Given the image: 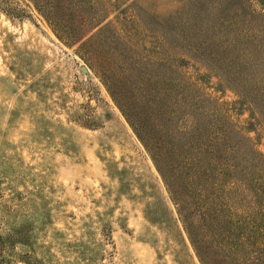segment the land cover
Here are the masks:
<instances>
[{
	"label": "rangeland",
	"instance_id": "obj_1",
	"mask_svg": "<svg viewBox=\"0 0 264 264\" xmlns=\"http://www.w3.org/2000/svg\"><path fill=\"white\" fill-rule=\"evenodd\" d=\"M250 1L264 12V0ZM50 2L65 35L29 0H0V264H200L105 85L140 111L134 124L156 129L153 96L139 84L158 81V22L184 18L190 0ZM98 11L109 15L100 36L65 41L86 33ZM206 82L264 158V126L250 104L215 77ZM224 243L223 264H244Z\"/></svg>",
	"mask_w": 264,
	"mask_h": 264
},
{
	"label": "trees",
	"instance_id": "obj_2",
	"mask_svg": "<svg viewBox=\"0 0 264 264\" xmlns=\"http://www.w3.org/2000/svg\"><path fill=\"white\" fill-rule=\"evenodd\" d=\"M29 1L65 35L50 0ZM108 17L98 11L86 33L65 41L94 30L100 36ZM158 50V81L139 84L153 96L146 105L158 111L156 129L134 124L140 111L129 110L111 82H105L108 93L149 154L199 263L223 264L227 239L233 261L241 256L244 264H264V158L206 88L208 76L215 77L264 126V12L250 0H190L184 18L158 22ZM170 51L179 56L168 61ZM184 62L210 75H192Z\"/></svg>",
	"mask_w": 264,
	"mask_h": 264
},
{
	"label": "water",
	"instance_id": "obj_3",
	"mask_svg": "<svg viewBox=\"0 0 264 264\" xmlns=\"http://www.w3.org/2000/svg\"><path fill=\"white\" fill-rule=\"evenodd\" d=\"M84 71H86L85 68H84Z\"/></svg>",
	"mask_w": 264,
	"mask_h": 264
}]
</instances>
